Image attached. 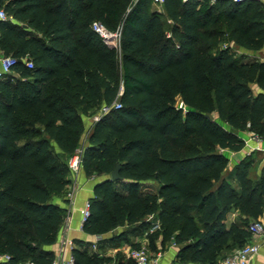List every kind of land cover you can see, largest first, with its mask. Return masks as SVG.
Masks as SVG:
<instances>
[{
	"label": "trees",
	"instance_id": "1",
	"mask_svg": "<svg viewBox=\"0 0 264 264\" xmlns=\"http://www.w3.org/2000/svg\"><path fill=\"white\" fill-rule=\"evenodd\" d=\"M0 50L16 59L0 79V264H51L67 216V159L79 147L81 116L106 107L88 131L80 167L104 177L89 198L82 231L115 242L143 232L176 261L217 264L249 242L264 210V164L256 151L225 175L223 150L264 140V4L256 0H0ZM120 31L119 49L91 29ZM32 67L26 66V61ZM179 100V101H178ZM114 103L120 107L115 108ZM215 113L216 118L211 114ZM54 145L60 151H56ZM119 165L120 180L108 178ZM154 182L155 192L145 190ZM233 183H236L233 185ZM238 213L227 223V214ZM137 247V245H134ZM73 264H135L73 247Z\"/></svg>",
	"mask_w": 264,
	"mask_h": 264
},
{
	"label": "crops",
	"instance_id": "2",
	"mask_svg": "<svg viewBox=\"0 0 264 264\" xmlns=\"http://www.w3.org/2000/svg\"><path fill=\"white\" fill-rule=\"evenodd\" d=\"M4 54L0 50V58L3 57ZM12 75H15V72L12 71ZM102 114V109L94 113L93 115L81 116V121L84 127V130L79 139V147L77 150H81L87 144V136L88 131L92 124L98 119V117ZM247 132H239L238 136L242 139L248 137ZM261 147L263 150L259 151L261 155L264 156V140L261 142ZM56 151H60L56 145H54ZM249 151L243 147L240 151L234 152L228 149L223 150L224 155L228 159V165L226 168L225 175L227 172L232 170L234 166L237 165L240 158L247 154ZM69 158L67 159L68 162ZM264 164L263 161L257 165L251 167L250 172L255 168L256 176L259 175L262 165ZM251 177V175H250ZM104 177H87L80 167L75 174L70 175V184L69 188L73 190V198L71 201H68L66 205L67 208V219H65L63 225L58 231L56 240L53 244L46 246L45 248L54 254L56 253L59 240L63 233H67L71 240L73 241L74 247L85 249L89 254H98L99 256H107L116 259L118 257L122 258L124 261H131L130 258L127 256V251L130 248H137V247H146L150 253H160V260L159 264H181L176 261V253H177V246L174 243H170L169 245L165 246V248L160 247V240L157 239L155 241V250H152L149 246V239L148 236L153 231L158 229L159 223L154 216L150 215L145 218L146 221L150 222L149 227L144 230L143 232H136V233H128L121 239L115 242H109V240L114 236L121 234L123 232L124 227L116 228L115 230L104 234V235H89L82 231L81 228V209L83 208L86 201L89 200L90 197L93 195V190L96 183L102 180ZM109 178V176H108ZM236 183H233L235 185ZM146 185L150 186L148 189L149 191L155 192L157 186L154 182L150 181L147 182ZM238 213L236 211H231L227 214V223L234 221L237 217ZM258 221H260L264 225V210L261 216H259ZM249 242L258 243L260 246V251L257 255H254L251 258L250 264H264V233L260 236H252L249 239ZM134 245H137L135 247ZM70 252L66 251L65 257H68ZM221 262V261H220ZM217 264H221V263ZM114 264V263H110ZM182 264H190V263H182Z\"/></svg>",
	"mask_w": 264,
	"mask_h": 264
},
{
	"label": "built area",
	"instance_id": "3",
	"mask_svg": "<svg viewBox=\"0 0 264 264\" xmlns=\"http://www.w3.org/2000/svg\"><path fill=\"white\" fill-rule=\"evenodd\" d=\"M164 0H152L153 4L160 7ZM187 1V0H182ZM213 1V0H211ZM235 2H243L245 0H233ZM260 1L264 4V0H256ZM9 19V16L5 12L1 2H0V21H5ZM91 29L93 32L97 34V36L102 40V42L108 47L119 49L120 46V31L114 30L109 31L106 27L98 21H93L91 23ZM16 59L10 55H4L0 58V79L5 78L6 76L12 75V68L15 64ZM26 66L28 68L32 67L31 61H26ZM115 108L120 107L119 103H114ZM107 110L106 107L102 108V112ZM244 146L250 153L252 151H261L263 148L261 147L262 139L256 135L249 134L248 137L243 139ZM80 153L81 150H77L73 156H71L67 162L70 175L75 174L80 168ZM73 190L68 188L67 199L71 201L73 198ZM89 215V203L85 202L83 208L81 209V226L84 220ZM68 217L66 216L65 219ZM247 231L252 236H260L264 233V225L260 221L251 222ZM74 247L73 241L69 237V235L65 232L62 234L59 240V246L54 254V258L51 264H73V256L72 249ZM66 251L70 252L68 257H65ZM260 251V246L258 243L247 242L242 247L236 248L230 252L228 256H226L223 260H221V264H250L251 258L254 255H257ZM127 256L130 258L135 264H159L160 253L152 254L146 247H137L130 248L127 251ZM7 255L0 256V260H8ZM24 264H32L31 262H26Z\"/></svg>",
	"mask_w": 264,
	"mask_h": 264
},
{
	"label": "rangeland",
	"instance_id": "4",
	"mask_svg": "<svg viewBox=\"0 0 264 264\" xmlns=\"http://www.w3.org/2000/svg\"><path fill=\"white\" fill-rule=\"evenodd\" d=\"M152 7L153 8H155V9H160V7H158V6H156L155 4H152ZM226 45H228L230 48H231V51L235 54V55H237V56H241V55H243L244 56V60H246V61H249V60H251V59H253V58H261V56L263 55V53H264V48L260 51V52H258V53H255V54H253L252 52H249V51H246V50H244V49H242V48H240V47H237V46H235V45H233V43L232 42H229V41H226V40H224L223 42H221V44H220V46L221 47H224V46H226ZM179 101V100H178ZM211 117L212 118H216V114L215 113H212L211 114ZM260 153H262V152H259V151H256V153H255V155H254V158H253V160H254V166H257V165H259L262 161H263V159H264V156H263V154L261 155ZM255 168H253V170L250 172V175H251V177H255L256 176V171L254 170ZM150 188V186L148 185H145L144 186V189L145 190H148ZM230 254V252H228V254H227V256Z\"/></svg>",
	"mask_w": 264,
	"mask_h": 264
},
{
	"label": "water",
	"instance_id": "5",
	"mask_svg": "<svg viewBox=\"0 0 264 264\" xmlns=\"http://www.w3.org/2000/svg\"><path fill=\"white\" fill-rule=\"evenodd\" d=\"M119 165L117 164L114 169L109 174V179L112 181L120 180V176L118 173Z\"/></svg>",
	"mask_w": 264,
	"mask_h": 264
}]
</instances>
